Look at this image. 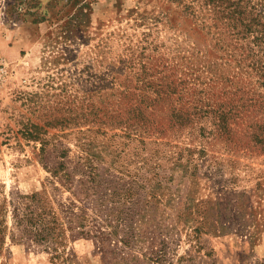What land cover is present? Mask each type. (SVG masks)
<instances>
[{"label": "rangeland", "instance_id": "374dc122", "mask_svg": "<svg viewBox=\"0 0 264 264\" xmlns=\"http://www.w3.org/2000/svg\"><path fill=\"white\" fill-rule=\"evenodd\" d=\"M256 27L264 0H0V264H264Z\"/></svg>", "mask_w": 264, "mask_h": 264}, {"label": "trees", "instance_id": "16d2710c", "mask_svg": "<svg viewBox=\"0 0 264 264\" xmlns=\"http://www.w3.org/2000/svg\"><path fill=\"white\" fill-rule=\"evenodd\" d=\"M245 5L241 3V1L238 2V5L235 8V12H238L240 15L244 14V19L251 18L250 24H260L263 23L262 21V14L258 13L256 16H250L251 10H249L248 6L245 10ZM258 29V27H256ZM263 36H264V29L259 30L257 35L254 37V43L255 45L261 46V56L257 61H255V64L262 63L264 59V43H263ZM261 69L264 70V64H261ZM264 76V73H263ZM91 166L92 164L89 163ZM93 167L91 168L92 172ZM61 170H64V173L62 176H60L61 180L66 184V181H72L71 174L67 170L64 164L61 166ZM92 179L94 181H98L97 175H91ZM70 187V185H69ZM86 187L89 189V186L86 185ZM33 213V214H31ZM29 212L27 214V224L28 229L33 234V240L37 241L38 243L47 244L46 247H54L55 243H62L63 239L66 238V234L63 235L62 229L60 227L61 225V219L58 215L54 214L51 209L47 206L46 199L41 197L39 193L33 194V211ZM19 224H22V221L19 220ZM77 227V225L74 226V228Z\"/></svg>", "mask_w": 264, "mask_h": 264}]
</instances>
